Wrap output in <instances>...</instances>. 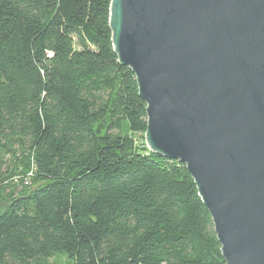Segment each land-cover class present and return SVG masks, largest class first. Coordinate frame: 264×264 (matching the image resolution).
I'll use <instances>...</instances> for the list:
<instances>
[{
	"label": "trees",
	"instance_id": "16d2710c",
	"mask_svg": "<svg viewBox=\"0 0 264 264\" xmlns=\"http://www.w3.org/2000/svg\"><path fill=\"white\" fill-rule=\"evenodd\" d=\"M110 3L0 0V264H226L185 165L145 143Z\"/></svg>",
	"mask_w": 264,
	"mask_h": 264
},
{
	"label": "water",
	"instance_id": "95a60500",
	"mask_svg": "<svg viewBox=\"0 0 264 264\" xmlns=\"http://www.w3.org/2000/svg\"><path fill=\"white\" fill-rule=\"evenodd\" d=\"M147 147L183 163L226 264H264V0H111Z\"/></svg>",
	"mask_w": 264,
	"mask_h": 264
},
{
	"label": "rangeland",
	"instance_id": "374dc122",
	"mask_svg": "<svg viewBox=\"0 0 264 264\" xmlns=\"http://www.w3.org/2000/svg\"><path fill=\"white\" fill-rule=\"evenodd\" d=\"M2 205L0 201V206ZM52 261V260H51ZM55 261V264H68L67 261L64 258H57L53 259V262Z\"/></svg>",
	"mask_w": 264,
	"mask_h": 264
}]
</instances>
